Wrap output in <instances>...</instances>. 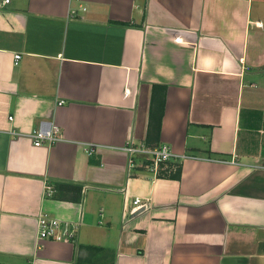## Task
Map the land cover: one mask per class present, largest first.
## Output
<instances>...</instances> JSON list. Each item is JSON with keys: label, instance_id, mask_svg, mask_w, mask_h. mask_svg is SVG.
Wrapping results in <instances>:
<instances>
[{"label": "crops", "instance_id": "obj_1", "mask_svg": "<svg viewBox=\"0 0 264 264\" xmlns=\"http://www.w3.org/2000/svg\"><path fill=\"white\" fill-rule=\"evenodd\" d=\"M129 140L178 169L128 174ZM0 264H264V0L4 3Z\"/></svg>", "mask_w": 264, "mask_h": 264}, {"label": "built area", "instance_id": "obj_2", "mask_svg": "<svg viewBox=\"0 0 264 264\" xmlns=\"http://www.w3.org/2000/svg\"><path fill=\"white\" fill-rule=\"evenodd\" d=\"M9 0L0 1V7ZM21 57L20 53L14 54L15 63ZM11 118V116H9ZM34 144L39 145L43 141L53 143L60 137L59 127L53 121H41L40 125L32 132ZM127 151V173L135 167L137 161L140 160V166L147 171L152 172L155 176L168 174L171 171L178 169L177 154L172 150L167 143H159L154 146H148L143 143H135L129 140L125 145ZM95 151L94 145L87 146V152ZM53 187L47 185L46 194H51ZM142 198L136 196L132 199V203L139 206L142 203ZM128 204H124L123 210L127 212ZM80 222L72 220H63L56 216L50 215L48 212H42L38 218L39 238H52L57 240H75L79 229Z\"/></svg>", "mask_w": 264, "mask_h": 264}]
</instances>
